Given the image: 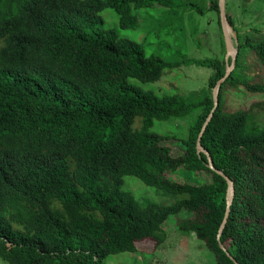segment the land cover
Returning a JSON list of instances; mask_svg holds the SVG:
<instances>
[{"label":"trees","instance_id":"1","mask_svg":"<svg viewBox=\"0 0 264 264\" xmlns=\"http://www.w3.org/2000/svg\"><path fill=\"white\" fill-rule=\"evenodd\" d=\"M155 6L178 9L173 0H0V259L6 264H106L112 255L135 253L141 241L162 245L164 224L182 210L192 217L179 230L203 241L216 264H264V126L224 107L227 89L239 84L264 94L263 83L237 73L245 48L264 66V39L243 42L237 33L235 69L201 137L214 167L235 186L218 238L228 183L209 168L197 140L226 61H166L103 24L101 13L112 9L120 28H134L138 12ZM211 10L224 47L219 0ZM194 64L212 73L208 90L189 98L135 83H155L166 69ZM191 113L180 140L184 154L176 156L166 143L171 136L153 128ZM182 170L207 173L210 181L170 177ZM126 176L176 200L142 202L123 189Z\"/></svg>","mask_w":264,"mask_h":264},{"label":"rangeland","instance_id":"2","mask_svg":"<svg viewBox=\"0 0 264 264\" xmlns=\"http://www.w3.org/2000/svg\"><path fill=\"white\" fill-rule=\"evenodd\" d=\"M178 9H165L160 6L138 12V25L134 28H120L114 10L106 9L103 15L104 26L112 28L123 36L143 43L147 53H155L166 61L196 59L198 61L217 59L223 61L229 57L226 45L223 47L218 15L211 10L213 0H173ZM196 6L198 9H194ZM225 11L233 18L235 28L229 26L233 44L237 33L241 39L257 43L264 39V0H225ZM232 32V33H231ZM238 74L251 82L264 84V66L250 48H245L240 58ZM211 69L190 65L179 69H166L155 83H138L157 95L178 92L189 98L193 93L208 90ZM228 112L246 111L254 117L257 126H264V94H252L242 84L228 88L224 98ZM195 113L184 119L157 122L153 130L160 134H169L171 140L166 143L172 147L174 155L184 154L185 147L181 139L187 137L188 128ZM139 120L134 123L138 125ZM170 177L178 182L190 181L195 184L208 183L207 173L195 176L192 172L178 171ZM123 189L133 193L140 201L147 200L170 205L176 198L164 196L154 187L147 186L133 176H126ZM180 198V197H179ZM192 217L191 212L182 210L170 216L164 228L167 240L156 247L155 241L144 240L137 246L135 253H120L105 260L106 264H216V256L198 239L193 232L179 230L182 221ZM0 264H6L0 259Z\"/></svg>","mask_w":264,"mask_h":264},{"label":"water","instance_id":"3","mask_svg":"<svg viewBox=\"0 0 264 264\" xmlns=\"http://www.w3.org/2000/svg\"><path fill=\"white\" fill-rule=\"evenodd\" d=\"M219 9H220V18H221V25H222L224 41H225V45H226V51H227L228 55L231 56V63L229 62V60L227 58L226 59V73H225V76L217 82V84H216V86H215V88L213 89V92H212L213 101H214V108H213L212 112L210 113V115L208 116L206 122L204 123L203 128H202V130L200 132V135L198 137V140H197L198 151L199 152H204L207 155L209 168L211 170L215 171L217 174L223 176L225 178V180L227 181V183H228V191H229V193H228V198H227V207H226V212H225L224 219L222 221V224H221L219 232H218V238L222 234L223 229H224V227L226 225V222H227V220L229 218V215H230L231 206L233 204L234 196H235V186H234V182L227 175H225L222 171H219V170H217L214 167V164H213V161H212V158H211L210 154L208 153V151H206V149L203 148V146L201 144V137H202V135H203L208 123L210 122L213 113L215 112L216 108L219 105V91H220V87H221L222 83L231 74V72L235 69L237 56H238V47L234 46L233 40H232V36H231L230 30H229V23L227 21L226 11H225V0H219ZM220 246L225 250V248L223 247L222 244H220Z\"/></svg>","mask_w":264,"mask_h":264},{"label":"clouds","instance_id":"4","mask_svg":"<svg viewBox=\"0 0 264 264\" xmlns=\"http://www.w3.org/2000/svg\"><path fill=\"white\" fill-rule=\"evenodd\" d=\"M230 26V25H229ZM232 36V35H231ZM233 40V39H232ZM229 57H231V56H229ZM228 60H229V58H228ZM230 63H231V61H229ZM213 92V91H212Z\"/></svg>","mask_w":264,"mask_h":264},{"label":"bare ground","instance_id":"5","mask_svg":"<svg viewBox=\"0 0 264 264\" xmlns=\"http://www.w3.org/2000/svg\"><path fill=\"white\" fill-rule=\"evenodd\" d=\"M232 33V32H231Z\"/></svg>","mask_w":264,"mask_h":264}]
</instances>
